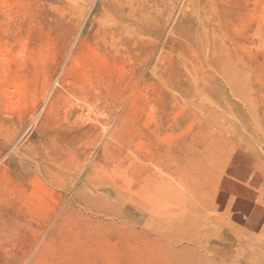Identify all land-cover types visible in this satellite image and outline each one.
Listing matches in <instances>:
<instances>
[{"label":"rangeland","instance_id":"374dc122","mask_svg":"<svg viewBox=\"0 0 264 264\" xmlns=\"http://www.w3.org/2000/svg\"><path fill=\"white\" fill-rule=\"evenodd\" d=\"M70 1L0 0V264H264V0Z\"/></svg>","mask_w":264,"mask_h":264},{"label":"bare ground","instance_id":"6f19581e","mask_svg":"<svg viewBox=\"0 0 264 264\" xmlns=\"http://www.w3.org/2000/svg\"><path fill=\"white\" fill-rule=\"evenodd\" d=\"M65 3H67V4H70V3H68L70 0H63ZM72 1V0H71ZM70 1V2H71ZM148 1V0H147ZM146 0H118V3H119V5L121 6V7H123V9H122V13L124 12V10H126L127 11V14L132 18V19H134L135 18V16L136 15H140V14H142V11H140V10H142V4L143 3H145V2H147ZM117 3V4H118ZM142 3V4H141ZM147 4V3H146ZM150 4V3H149ZM119 6V7H120ZM118 7V8H119ZM143 7H145V4H144V6ZM149 8V7H148ZM148 10V9H147ZM145 11H146V9H145ZM137 12H140V13H137ZM148 12V11H147ZM146 12V13H147ZM126 13V12H125ZM145 13V12H144ZM122 15V14H121ZM103 15H101V17H102ZM127 16V15H126ZM105 16H103V18H104ZM114 17V16H113ZM122 17V16H121ZM138 17V16H137ZM124 18V17H123ZM122 18V19H123ZM128 18V17H127ZM130 18V19H131ZM117 19V18H116ZM137 19V18H136ZM128 21V20H127ZM131 22V21H130ZM133 22V21H132ZM131 22V23H132ZM121 23V22H120ZM119 23V26L121 27V24ZM117 24V23H116ZM126 25V24H125ZM125 25H123L124 27H125ZM118 26V27H119ZM130 27V26H129ZM118 30L120 29V28H117ZM121 29L123 30L124 28H122L121 27ZM120 29V30H121ZM124 31V30H123ZM116 36V35H115ZM113 38H114V36H113ZM132 38V37H131ZM126 39V38H125ZM129 40V39H128ZM127 41V40H126ZM75 56H77V54L75 55ZM75 56H74V59H75ZM76 58H78V57H76ZM73 59V58H72ZM69 60H70V57H69ZM77 61V60H76ZM78 62V61H77ZM77 62H76V64H77ZM74 64V63H73ZM74 66H75V64H74ZM64 70V69H63ZM70 73V71H67V73ZM62 73V72H61ZM68 73V74H69ZM64 74V73H63ZM62 75V74H61ZM67 83V82H66ZM66 83H65V85H66ZM85 88V87H84ZM80 89V88H79ZM81 89H83V88H81ZM85 89H87V88H85ZM87 90H90V89H87ZM68 91V90H67ZM80 91H82V90H80ZM84 91V90H83ZM82 91V92H83ZM91 91V90H90ZM90 91H89V93H90ZM69 92V91H68ZM81 92V93H82ZM89 93H87V91H86V93L85 94H88L89 95ZM92 93V92H91ZM79 94V93H78ZM82 96H84V97H86L87 98V96L86 95H84V93H83V95H81V97ZM91 97H92V95H90ZM84 97H82L83 99H84ZM60 98H62V97H60ZM60 98H58V99H60ZM85 98V99H86ZM88 98H90V97H88ZM80 118V117H79Z\"/></svg>","mask_w":264,"mask_h":264}]
</instances>
